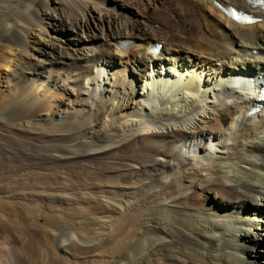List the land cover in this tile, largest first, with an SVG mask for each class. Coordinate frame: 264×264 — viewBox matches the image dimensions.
Returning <instances> with one entry per match:
<instances>
[{"label": "bare ground", "instance_id": "6f19581e", "mask_svg": "<svg viewBox=\"0 0 264 264\" xmlns=\"http://www.w3.org/2000/svg\"><path fill=\"white\" fill-rule=\"evenodd\" d=\"M258 2L0 0L1 202L93 205L58 256L3 239L41 264H264Z\"/></svg>", "mask_w": 264, "mask_h": 264}, {"label": "rangeland", "instance_id": "374dc122", "mask_svg": "<svg viewBox=\"0 0 264 264\" xmlns=\"http://www.w3.org/2000/svg\"><path fill=\"white\" fill-rule=\"evenodd\" d=\"M171 5L166 4L163 5L162 8L170 9ZM161 8V9H162ZM192 15L197 16L196 12H193ZM173 17V15H172ZM191 33V32H189ZM208 35V33H207ZM191 44V43H190ZM6 70V69H5ZM4 154V155H3ZM5 153H0V158L5 159ZM2 155V156H1ZM8 172V169L6 171L0 170V179L2 178V182L0 183L1 187H9L14 183L15 178L9 177L6 173ZM5 175V177H4ZM7 178V179H6ZM4 179V180H3ZM7 180V181H6ZM10 183H9V182ZM1 195V194H0ZM73 202V203H72ZM70 204H77V205H67L65 202L62 203H49L45 199H36L33 202L31 201H23L24 205L17 204H11L7 206L4 202H1L0 199V227H8L12 230L17 229H28L29 228H38L39 230L43 231V238L41 236L40 243L48 249L50 252L56 254L58 256V251L55 248V244L53 243L51 232L62 228L69 229L72 225L73 220L78 221V219L83 220L88 216H92V203L85 204V203H77L72 201ZM85 204V205H84ZM89 205V206H88ZM70 206V207H69ZM81 206H85L86 209L81 211ZM84 207V208H85ZM85 213V215H84ZM87 214V215H86ZM82 215V216H81ZM53 217V218H52ZM77 217V218H75ZM58 219V220H57ZM68 219V221H66ZM66 221V222H65ZM61 222V223H60ZM65 222V224H63ZM13 224V225H12ZM24 224V225H23ZM15 227V228H14ZM22 227V228H21ZM71 227V228H72ZM50 233V234H49ZM49 234V235H47ZM12 238L10 239H3V232L0 231V242L2 245L0 246V264H41L40 261L35 258L31 257L29 253L27 252V242H24L23 237H19L17 234H12ZM46 235V236H44ZM48 236V237H47ZM51 239V241H50ZM14 240L17 243V247H14ZM23 240V241H22ZM7 243V244H6ZM264 243V240H263ZM11 246V247H10ZM9 247V248H7ZM14 247V248H13ZM4 248V249H3ZM6 249V250H5ZM13 249V250H11ZM9 250V251H8ZM20 250V252H19ZM14 251V252H13ZM15 253V254H14ZM17 253V254H16ZM20 253H22L20 255ZM32 258V260H31ZM19 261V262H18Z\"/></svg>", "mask_w": 264, "mask_h": 264}]
</instances>
